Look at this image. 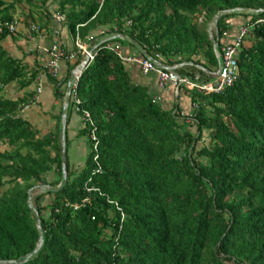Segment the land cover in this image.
<instances>
[{
    "label": "trees",
    "instance_id": "16d2710c",
    "mask_svg": "<svg viewBox=\"0 0 264 264\" xmlns=\"http://www.w3.org/2000/svg\"><path fill=\"white\" fill-rule=\"evenodd\" d=\"M263 9L264 0H0V264H264ZM58 13L74 41L79 35L96 44L72 92L68 175L60 188L62 109L47 135L22 112L36 103L29 88L42 73L63 102L71 70L55 78L36 49L14 56L4 45L28 38L10 32L13 21L23 17L28 29L46 30ZM247 23L253 26L240 48L236 82L221 93L184 92L200 105L183 109L185 116L180 99L164 105L106 47H134L131 41L99 42L107 33L127 35L166 64L185 62L179 73L207 81L200 67L217 69L215 42L220 48L225 32ZM14 83L23 91L18 97L9 93ZM73 96L81 100L79 135L92 150L80 170L69 156ZM35 188L43 191L32 198L33 209ZM36 211L44 240L32 255L40 242Z\"/></svg>",
    "mask_w": 264,
    "mask_h": 264
},
{
    "label": "built area",
    "instance_id": "2783aa9c",
    "mask_svg": "<svg viewBox=\"0 0 264 264\" xmlns=\"http://www.w3.org/2000/svg\"><path fill=\"white\" fill-rule=\"evenodd\" d=\"M58 23L65 21V15L58 13L55 17ZM129 24L131 21L128 22ZM253 26L251 23L242 25L237 31H228L224 33L226 39L223 45L216 51L218 58V67L214 71H209V80L204 81L199 75L189 76L183 75L178 72V68L184 63H177L169 65L161 60L159 54L151 55L147 52L145 47L137 49V53L130 54L124 50L121 43L109 42L106 47L112 50L117 56H119L128 66H137L142 75L146 76L150 73H155L158 78V87L165 89L171 87L173 90L175 100L181 99L184 92L189 90H197L202 93H221L226 88L232 86L238 79V57L240 54V48L250 32V28ZM10 32H15L20 29V22L18 20L13 21L9 24ZM107 32V31H105ZM33 34L39 39L47 38L48 33L41 30L38 24H31L28 29V36L33 37ZM54 38L50 47L46 49L49 53V59L47 66L49 73L55 78L63 77V63L64 62H77L78 58L81 57V61L76 65L73 70L75 71V77L73 82L72 92L74 93L77 83L80 80L84 68L94 59V44H87L81 41L79 35L75 39V49H64L63 42L59 38V32L54 31ZM213 35V34H212ZM116 36V33H107L99 42L107 41L110 38ZM34 38V37H33ZM92 46V47H91ZM40 79H38L39 81ZM42 92V87L37 88V96ZM159 100V97L155 96ZM75 111H81L80 104L81 100L77 96H73ZM27 105L25 108H29ZM199 103L195 102L191 104V111H197L199 109ZM190 111V112H191ZM84 119L86 122L94 125L91 115L88 111L83 110ZM182 116L189 115L183 109L180 110ZM191 116V115H190ZM91 139L94 141L93 150L97 151V136L94 131L91 133ZM97 156L95 157V160Z\"/></svg>",
    "mask_w": 264,
    "mask_h": 264
},
{
    "label": "crops",
    "instance_id": "0c3cea01",
    "mask_svg": "<svg viewBox=\"0 0 264 264\" xmlns=\"http://www.w3.org/2000/svg\"><path fill=\"white\" fill-rule=\"evenodd\" d=\"M48 35L45 39H35V44L38 47L39 50V58L41 60V63L47 64L49 59V53L46 51L48 49L53 41L54 38V31L59 32V38L63 42V44L68 49H74V41L72 38L69 37L68 30L65 27H62L61 23H58L57 21H54V23L46 28ZM122 47L124 50L130 54L137 53V47H131L128 44L122 43ZM75 61L71 62H64L63 63V74L66 75L68 71L71 73L73 71L75 64ZM70 69V70H69ZM133 70V74L136 76L138 82L148 86L150 90L159 97V100L163 102L164 105L167 107H170L175 102L173 90L171 87H167L165 89H160L158 87V78L155 73H150L146 76L142 75L139 68L137 66L131 67ZM39 81L36 85V89H33L34 86L30 87L29 90H36L39 86L42 87V92L37 96L36 103L30 105L29 108L25 109L27 113H31L34 115V118L28 119L31 122L38 123V129L41 131L42 134L47 135L54 131L55 125H56V119L55 116L57 115V111L59 110V113L61 109L63 110V105H60V101L56 99L54 95V84L49 78V76L46 73H42V75L39 77ZM180 106L185 111H190L191 108V101L189 99V95L183 94L180 99ZM46 112V115L48 118H46V124L51 123L52 127H50V130H48V126L45 127V129L42 128L45 124L44 115L42 111ZM48 111V112H47ZM69 124H68V137L70 140V146H69V156L71 159V162L74 165V168L78 167L77 164H82L88 156V148L89 145L87 144V139L85 136H80L79 131L82 127V119L81 116L74 110H71L69 112ZM44 124V125H40ZM79 168V167H78Z\"/></svg>",
    "mask_w": 264,
    "mask_h": 264
},
{
    "label": "rangeland",
    "instance_id": "374dc122",
    "mask_svg": "<svg viewBox=\"0 0 264 264\" xmlns=\"http://www.w3.org/2000/svg\"><path fill=\"white\" fill-rule=\"evenodd\" d=\"M18 17V16H17ZM21 19H23V17L21 18ZM21 19H17L19 22H20V29H19V31L22 33V34H24V33H28V28L26 27V25L22 22V20ZM210 30H211V32H212V34L214 33V30H215V25H214V23H212L211 25H210V28H209ZM44 31H46L47 32V30H44ZM48 33V32H47ZM28 35V34H27ZM34 37V38H33ZM33 37H30V35L28 36V38H25V37H23V38H18V40H17V42H13L12 40H10V39H7L5 42H4V45L9 49V51H10V53L12 54V55H14V56H22L24 53H30L31 51H32V49H36L37 50V53H39V50H38V47H37V45L35 44V39H39L37 36H36V34H33ZM69 37L70 38H72L70 35H69ZM72 40H73V38H72ZM74 41V40H73ZM75 43V42H74ZM75 45V44H74ZM31 58L32 57H28L27 59H29V60H31ZM9 93L13 96V97H18L19 95H21V94H23V91H17V85L14 83V84H12V85H10L9 86ZM33 89H36V87L34 86V88ZM64 104V101L63 102H61L60 101V105H63ZM26 110L24 109V111L22 112V115L25 117V118H27V119H30V118H34V115H32L31 113L29 114V113H27V112H25ZM44 112V113H43ZM48 112V111H47ZM42 113H43V117H44V120H45V125L44 124H40L41 126L42 125H44V126H42V128L43 129H45V127H47L48 126V130H50V127H52L51 125V123H47L46 124V118H48L47 117V115H46V112H45V110L44 111H42ZM59 114V110L57 111V115ZM31 122V121H30ZM32 123V125L35 127V128H37L38 129V123H34V122H31ZM205 141H208L207 140V138H206V140ZM92 152V150H91V147L89 146V148H88V154H90ZM81 163L82 164H77L76 166H78V167H76V168H74V169H78V170H80L81 168H82V166H83V164H84V162H82L81 161ZM92 164H93V162H91ZM57 175L55 174V173H51V175L49 176V179L51 180V181H56L57 180ZM2 189L0 188V191H1ZM43 190H42V188H36V189H34L33 190V192H32V198H34L36 195H38L39 193H41ZM48 202V198L47 197H45V199L42 201V204L44 205V204H46ZM44 213H46L45 211H44Z\"/></svg>",
    "mask_w": 264,
    "mask_h": 264
},
{
    "label": "water",
    "instance_id": "95a60500",
    "mask_svg": "<svg viewBox=\"0 0 264 264\" xmlns=\"http://www.w3.org/2000/svg\"><path fill=\"white\" fill-rule=\"evenodd\" d=\"M232 11H234V10H232ZM236 11L245 12V13H255V12H258L259 10L239 8V9H236ZM219 16H220V14L217 15L215 17L214 21H213L215 27H216L217 20H218ZM210 32H211V30H210ZM115 37L122 38V39H125V40H129L137 48H141L137 44L136 41H134L132 38L128 37L127 35L116 34ZM211 37L213 38L212 32H211ZM214 48H215V52H216L217 49H218V42H215ZM200 68H202V69L206 70L207 72H209L206 68H204L202 66ZM75 71L76 70L72 71L70 79H69V81L67 83L66 95H65L64 104H63V110H62V117H61V123H62V136L61 137H62V140L61 141H62V147H63V156H62L63 182L57 188H60L62 185H64L66 183L67 175H68V171H67V153H66V128H67L68 108L70 106L71 97H72V89H73ZM57 188L50 187V186L46 187L47 190H55ZM32 192H33V189L30 190V203H31V206L33 207V209H35L34 206H33V203H32ZM36 215H37V220H38V227H39V230H40V242H39L38 247L36 248V250L32 253V255L35 254L38 251V249L42 246L43 240H44L43 239V230H42V227H41V217H40V215H39V213L37 211H36Z\"/></svg>",
    "mask_w": 264,
    "mask_h": 264
}]
</instances>
